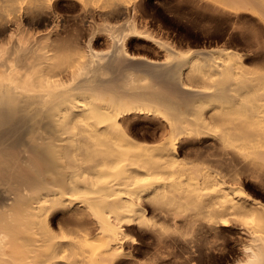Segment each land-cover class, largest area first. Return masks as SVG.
<instances>
[{"label":"bare ground","instance_id":"obj_1","mask_svg":"<svg viewBox=\"0 0 264 264\" xmlns=\"http://www.w3.org/2000/svg\"><path fill=\"white\" fill-rule=\"evenodd\" d=\"M186 1L256 13L261 66L149 0H0V264H264V0Z\"/></svg>","mask_w":264,"mask_h":264},{"label":"rangeland","instance_id":"obj_2","mask_svg":"<svg viewBox=\"0 0 264 264\" xmlns=\"http://www.w3.org/2000/svg\"><path fill=\"white\" fill-rule=\"evenodd\" d=\"M147 10L152 22L150 31L153 35L177 39L183 45L189 44V47L194 48L208 45L207 43L212 46L217 42L219 45L226 43L235 51L244 53L243 60L251 71L261 66V60L257 57L258 54L254 52L256 47L252 45L250 39H246L240 33V31L247 32L246 30L251 28L259 29L260 25L256 13H243L241 11L236 16L231 15L230 18L225 15L219 16L218 19L217 17L207 18L205 14L208 12L206 10L201 7L199 9L186 0H149ZM60 12L71 15L74 10L63 8ZM230 28H233L232 36L228 35L231 32ZM138 48V53L153 55V51L147 46H139ZM131 232L129 235L139 241V230L134 229ZM234 255L230 252L224 255L215 254L212 260L213 264H234L236 261ZM132 257L143 258L141 252L138 254L133 252ZM132 257L127 259V262L131 263V260L133 262Z\"/></svg>","mask_w":264,"mask_h":264}]
</instances>
